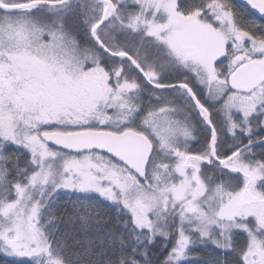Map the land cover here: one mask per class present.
Masks as SVG:
<instances>
[{"label":"snow or ice","instance_id":"snow-or-ice-1","mask_svg":"<svg viewBox=\"0 0 264 264\" xmlns=\"http://www.w3.org/2000/svg\"><path fill=\"white\" fill-rule=\"evenodd\" d=\"M207 246L264 264V0H0V264Z\"/></svg>","mask_w":264,"mask_h":264},{"label":"trees","instance_id":"trees-1","mask_svg":"<svg viewBox=\"0 0 264 264\" xmlns=\"http://www.w3.org/2000/svg\"><path fill=\"white\" fill-rule=\"evenodd\" d=\"M71 197H63L62 204L71 211L70 200ZM218 250L214 249L212 246L198 247L193 253L194 264H213V261L219 256Z\"/></svg>","mask_w":264,"mask_h":264}]
</instances>
